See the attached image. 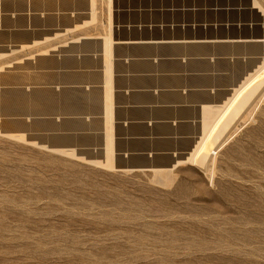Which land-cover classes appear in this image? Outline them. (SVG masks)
Wrapping results in <instances>:
<instances>
[{
    "label": "rangeland",
    "instance_id": "obj_1",
    "mask_svg": "<svg viewBox=\"0 0 264 264\" xmlns=\"http://www.w3.org/2000/svg\"><path fill=\"white\" fill-rule=\"evenodd\" d=\"M203 1L229 8L215 19L246 24L230 34L264 37V0ZM93 4L105 21L106 0ZM214 50L241 58L217 61L214 83L243 87L201 148L206 166L183 157L161 172L109 168L6 133L13 122L0 115V264H264V82L216 148L210 139L264 79V41ZM1 100L0 114L26 104L12 92Z\"/></svg>",
    "mask_w": 264,
    "mask_h": 264
},
{
    "label": "crops",
    "instance_id": "obj_2",
    "mask_svg": "<svg viewBox=\"0 0 264 264\" xmlns=\"http://www.w3.org/2000/svg\"><path fill=\"white\" fill-rule=\"evenodd\" d=\"M121 1L106 0L99 21L93 0H0V102L26 103L0 114L13 122L4 132L89 160L108 151L112 168L190 155L239 87L214 83L217 61H241L214 48L244 45L229 31L246 24L205 1Z\"/></svg>",
    "mask_w": 264,
    "mask_h": 264
},
{
    "label": "bare ground",
    "instance_id": "obj_3",
    "mask_svg": "<svg viewBox=\"0 0 264 264\" xmlns=\"http://www.w3.org/2000/svg\"><path fill=\"white\" fill-rule=\"evenodd\" d=\"M107 1H109V0H107ZM248 37H253V36H248ZM242 40H245L246 42L247 41H264V38H254V39L253 38H249V39H247V37H246L245 39H242ZM258 66L259 67L257 68V71L260 70V72H261V69L264 70V62L260 63ZM253 76H254V74H253ZM253 76L252 77H248L247 76L248 78L246 79L245 87L249 84L248 82L253 78ZM262 78H264V77H262ZM262 82H264V79H262L261 81L257 82L255 85H253L252 87H250L249 89H247L241 96H239L240 97L239 100L236 103H234L235 105H233V107L230 109V111L228 112V114L226 115V117L222 121V123L220 121L221 124H220L219 128L216 130V132L214 131L215 134L212 135L213 136L212 138H210L211 140H213V142L216 143L215 144V148L221 143V141L223 139V136L222 135L225 132L226 128L231 123V121L246 106V104L249 102L250 98L254 95V93H256L257 91H259V87H260V85H261ZM242 87L243 86H241V84H240L239 87H237L236 89H234V92L229 97V102L226 100L227 103L226 102L224 103V105H223L224 107L221 106L222 108L219 107L218 109H215L213 111V122H214V124L211 125V123H209L210 118H211L210 116L208 117V120L206 119L204 121L203 131L206 130V132H204V135L201 136L202 138L196 143V145L193 148V150L191 151L190 155H188L187 157L184 158V161L188 160V161H191V162H196V164H199L200 166H206V163H207V155L209 153H206V154H205V152L203 153L201 151V148H202L203 144L205 143L206 138H208V135H209L210 131L213 128V125H215V123L219 120V118H221V116L223 115V113L231 106L232 99L236 96V94L238 93V91L240 92L242 90ZM205 123H207V124H205ZM60 151H62V150H60ZM64 152L66 154L72 155V152L71 151H64ZM108 153L109 152L107 151L106 152V157H105V160L104 161H95V160H89V161L92 162V163H95V164H101V165H104L105 167L107 166V167L111 168L112 167V165H111V158H110V156H109ZM181 161H183V160H177L176 163L181 162ZM121 169L126 170V171L127 170H130V169H127V168H121ZM149 169L150 170H153V171L161 172V171L166 170L167 168H149Z\"/></svg>",
    "mask_w": 264,
    "mask_h": 264
},
{
    "label": "water",
    "instance_id": "obj_4",
    "mask_svg": "<svg viewBox=\"0 0 264 264\" xmlns=\"http://www.w3.org/2000/svg\"><path fill=\"white\" fill-rule=\"evenodd\" d=\"M249 38L254 39V38H264V37H247V39H249ZM190 151H191V149H190ZM177 160H178V158H173L172 161L167 165H162V166H158V167L157 166H149V167H151V168H172L176 164ZM127 169L135 170V169H149V168H127Z\"/></svg>",
    "mask_w": 264,
    "mask_h": 264
}]
</instances>
